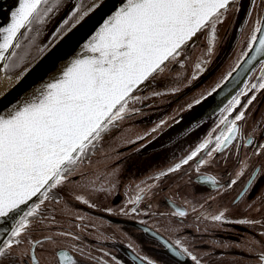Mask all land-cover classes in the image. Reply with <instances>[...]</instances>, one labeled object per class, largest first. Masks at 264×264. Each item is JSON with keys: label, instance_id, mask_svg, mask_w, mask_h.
Segmentation results:
<instances>
[{"label": "snow or ice", "instance_id": "obj_1", "mask_svg": "<svg viewBox=\"0 0 264 264\" xmlns=\"http://www.w3.org/2000/svg\"><path fill=\"white\" fill-rule=\"evenodd\" d=\"M240 2L120 0L118 6L109 10L107 0H17V6L10 13V23L0 26V74L12 81L14 74L22 69L15 76V87L36 72L40 83L27 95L0 108V235L7 236L0 241V264H5L14 248L22 243L23 234L42 214V206L56 200L55 192L73 182L77 175H83L82 167L91 163V157L106 137L117 131L123 121L141 113L136 105L180 91L179 87H174L168 93L153 90L147 95L140 94L172 73L173 66L183 69L188 59L187 51L197 46L201 38L205 44L204 54L195 64L192 79L205 71L219 42L218 26L226 22L227 14ZM255 8H264V0H250V9ZM239 10L237 7L236 11ZM62 12L48 40L39 43L46 26ZM97 14L102 16L98 26L80 43L75 39L77 30ZM247 15L250 17L252 11ZM45 60L50 67H41ZM257 63L260 74L256 82H250ZM233 73H246L249 79L220 109L218 134L213 129L184 159L167 171H161L154 179L179 171L206 150L207 158L201 159L196 168L199 172L214 154H223L237 146L241 134L238 122L245 120L246 110L256 100L255 94L264 91V16L256 19L247 49L232 71L211 91L168 119L180 124L183 112H191L207 102L233 79ZM175 79L181 80L182 73H176ZM7 95L5 92L0 102ZM242 97H248L246 103H242ZM168 119L160 120L149 133L129 143L143 141L167 124ZM247 145H254V141L248 139ZM262 150L264 143L256 146L254 155H264ZM248 166L247 161H242L235 178L221 187L231 189L245 175ZM261 180H264V173L255 169L242 195H251ZM199 182L217 187V180L212 176L200 177ZM152 187L151 184L138 186V194L128 203L138 205L144 198L141 194L146 195ZM76 199L88 203L82 196ZM121 212L128 215L124 209ZM131 213H137V207H132ZM172 214L184 217L187 213L176 209ZM211 219L225 222V213L221 211ZM6 222H11L10 227L4 226ZM236 222L254 223L250 220ZM163 246L177 258V264H186V257L200 264L179 239L174 244L165 240ZM133 259L138 264H157L147 256H134ZM259 259L264 262V253ZM31 260L38 264L34 254ZM113 260L121 264L115 257ZM59 261L60 264H77L64 251L59 253Z\"/></svg>", "mask_w": 264, "mask_h": 264}, {"label": "flooded vegetation", "instance_id": "obj_2", "mask_svg": "<svg viewBox=\"0 0 264 264\" xmlns=\"http://www.w3.org/2000/svg\"><path fill=\"white\" fill-rule=\"evenodd\" d=\"M243 1L247 3L246 16L233 39L239 13L236 8H240ZM249 10L252 11L250 17L247 15ZM262 11L263 8L250 9V0H241L227 14L226 22L218 26L219 42L205 71L198 74L197 79L193 80L192 76L196 71L195 64L203 58V38L187 51L188 59L183 69L173 66L172 73L166 74L153 88L140 93L147 95L153 90L168 93L171 88H180L174 95L162 94L136 105L141 108V113L123 121L97 150L100 155H95L96 151L91 157L94 160L99 157V166L104 169L98 178L99 186L96 188L89 181H84L90 177L87 169L83 175H77L73 182L56 191V200L47 201L42 206V214L33 220L21 237L22 243L14 248L5 264H33V254L38 264H60L59 253L62 251L67 252L77 264H104L105 261L115 264L113 257L121 264H136L129 255L131 253L147 256L157 264H177V258L163 246V241L174 244L177 239L197 257L200 264H262L259 256L264 253V180L255 186L251 195L242 193L255 169L264 173V155H254L256 146L264 143V91L255 94L256 100L246 110L245 120L238 122L241 134L237 146L223 154H214L199 172L196 168L201 159L207 158L206 150L179 171L154 179L161 171H167L184 159L213 129L218 134L220 110L176 138L158 146H149L174 124L169 117L211 91L232 71L246 51L255 21ZM62 13L54 20L52 29ZM259 68L257 64L250 82H256ZM176 73H182L181 80L175 79ZM247 79L248 76L233 95L244 87ZM247 99L242 97V103ZM163 119H168V123L156 133L143 141L129 143L149 133ZM248 139H252L254 145L248 146ZM110 142L113 146H109ZM242 161L249 165L245 175L231 189L221 187L235 178ZM203 176L215 177L217 187L200 183L199 178ZM82 181L86 189L76 187ZM146 184L153 187L146 195L141 194L144 198L139 204H129L128 200L138 194V186ZM100 188L105 190L100 191ZM77 196L84 197L88 203L77 200ZM132 207H137V213H131ZM176 209L187 214L184 217L173 215ZM221 211L225 213V222L213 221L211 216ZM239 220L254 223H237ZM145 228L150 231L145 232ZM185 260L186 264H195L187 257Z\"/></svg>", "mask_w": 264, "mask_h": 264}, {"label": "water", "instance_id": "obj_3", "mask_svg": "<svg viewBox=\"0 0 264 264\" xmlns=\"http://www.w3.org/2000/svg\"><path fill=\"white\" fill-rule=\"evenodd\" d=\"M107 3H108V8L110 10L113 6H118L120 0H107ZM16 6H17V0H0V26H6L8 23H10V13L12 10L15 9ZM246 12H247V3L246 1H243L241 3L240 10L238 13V18L233 33V39L235 38V36L239 32V29L241 28L242 22L246 16ZM63 14L64 13H62L60 18L63 16ZM106 14L107 11H105V15ZM261 16H264V8ZM101 19L102 16L100 14H97L96 16L92 17L86 26L77 30L75 34V39L79 40L80 43H83V39L86 38L87 35H89L91 31L98 26V23L100 22ZM59 63H63V61H60ZM43 66L50 67L49 61L48 60L43 61L41 67ZM57 66H59V64ZM240 71L241 70L238 69L237 73H240ZM237 73H233V79L230 80L229 83L224 88L218 90L217 93H215L212 98H210L207 102L203 103L202 105L195 107L191 112L187 111L185 114H183V120L180 124L177 125L174 123L173 125H171V127H169L166 131L161 133L154 141H152L149 146L150 147L158 146L162 143L167 142L168 140L176 138L182 132H184L194 124L216 114L226 104L229 98L234 94L237 88L240 87L244 79L248 76V74L246 73H241L240 75H238ZM51 74L52 73L49 72V75ZM44 78L47 79V76H45ZM39 83L40 80L37 79V73L33 72L22 83L16 85L15 87L12 86L9 90L6 91L8 95L4 97L2 102H0V108H4L8 106L11 102H14L19 97L27 95V93L31 91L33 87L38 86ZM30 85L31 87H29ZM2 96H4V93L0 97ZM10 224L11 222H6L4 226L10 227ZM130 224H134V223H130ZM5 239H7L6 235H0V241H3ZM129 255L132 259L135 256L132 253ZM135 262L136 264H138L137 261ZM262 264H264V262H262Z\"/></svg>", "mask_w": 264, "mask_h": 264}, {"label": "rangeland", "instance_id": "obj_4", "mask_svg": "<svg viewBox=\"0 0 264 264\" xmlns=\"http://www.w3.org/2000/svg\"><path fill=\"white\" fill-rule=\"evenodd\" d=\"M54 20L49 25H47L46 28L44 29V34L39 38V41H38L39 43L43 44L45 41L48 40L49 35H50L51 31L53 30L52 29V26H53ZM19 71H22V69L21 70H18L14 74V76L15 75H19ZM110 144L111 145H109V146H113V142H110ZM95 155H100V152L97 151ZM100 161H101V159L99 157L96 158L95 160L94 159H91V164L87 168L86 167H82V173L83 174L85 173L84 171H86L87 169L90 172L89 179H86L84 181H86V182L89 181L93 185V187H96V188L99 186L98 178H101V173L104 172V169L99 166V162ZM80 177H82V176H80ZM84 181L80 182L76 187L77 188L83 187V189H86V186L83 185L84 184L83 183Z\"/></svg>", "mask_w": 264, "mask_h": 264}, {"label": "bare ground", "instance_id": "obj_5", "mask_svg": "<svg viewBox=\"0 0 264 264\" xmlns=\"http://www.w3.org/2000/svg\"><path fill=\"white\" fill-rule=\"evenodd\" d=\"M16 76V75H15ZM15 76H13L12 81H8L3 78V75L0 74V96L9 90L15 83Z\"/></svg>", "mask_w": 264, "mask_h": 264}]
</instances>
